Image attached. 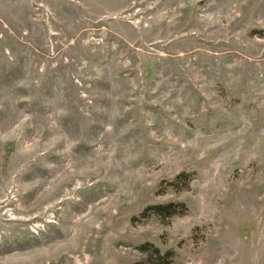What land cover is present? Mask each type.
I'll return each instance as SVG.
<instances>
[{
	"label": "rangeland",
	"instance_id": "1",
	"mask_svg": "<svg viewBox=\"0 0 264 264\" xmlns=\"http://www.w3.org/2000/svg\"><path fill=\"white\" fill-rule=\"evenodd\" d=\"M154 248L264 264V0H0V264Z\"/></svg>",
	"mask_w": 264,
	"mask_h": 264
},
{
	"label": "trees",
	"instance_id": "2",
	"mask_svg": "<svg viewBox=\"0 0 264 264\" xmlns=\"http://www.w3.org/2000/svg\"><path fill=\"white\" fill-rule=\"evenodd\" d=\"M188 174H185L184 172L179 173L173 182L181 181L185 178V176ZM184 177V178H183ZM189 177V175H188ZM177 179V180H176ZM171 182L173 185L174 183ZM187 210L186 205L183 202H168L163 204H153L145 208L144 211L150 212V214H153L154 216L158 217L161 220L169 219L175 215H181ZM152 255L154 256V261L156 264H166L167 263V256H163L160 254V251L157 248L153 249Z\"/></svg>",
	"mask_w": 264,
	"mask_h": 264
}]
</instances>
